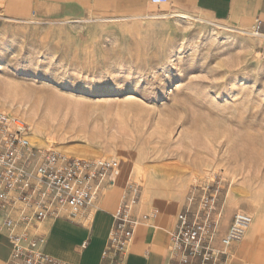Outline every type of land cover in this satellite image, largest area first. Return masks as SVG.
Masks as SVG:
<instances>
[{
    "label": "rangeland",
    "instance_id": "rangeland-1",
    "mask_svg": "<svg viewBox=\"0 0 264 264\" xmlns=\"http://www.w3.org/2000/svg\"><path fill=\"white\" fill-rule=\"evenodd\" d=\"M170 14L0 20V112L36 147L114 161L119 196L148 190L140 216L207 182L223 214L264 219V40Z\"/></svg>",
    "mask_w": 264,
    "mask_h": 264
},
{
    "label": "built area",
    "instance_id": "built-area-1",
    "mask_svg": "<svg viewBox=\"0 0 264 264\" xmlns=\"http://www.w3.org/2000/svg\"><path fill=\"white\" fill-rule=\"evenodd\" d=\"M248 35L264 40V23L256 19ZM118 176V166L111 159L69 156L34 146L30 126L19 117L0 112V214L4 212L0 229L5 230L10 246L6 264H67L39 250L41 240L30 237L29 228L48 217L76 219ZM137 200L138 188L128 182L108 238L115 254L126 252L140 222L156 218L155 213L133 217ZM220 200V189L207 182L190 188L177 214L176 228L169 234L173 264L226 259L227 248L243 240L252 218L237 212L216 246L223 216Z\"/></svg>",
    "mask_w": 264,
    "mask_h": 264
},
{
    "label": "crops",
    "instance_id": "crops-1",
    "mask_svg": "<svg viewBox=\"0 0 264 264\" xmlns=\"http://www.w3.org/2000/svg\"><path fill=\"white\" fill-rule=\"evenodd\" d=\"M0 0V20L34 23L80 22L108 18L158 17L174 13L249 31L256 19L264 23V0ZM173 14L167 15L171 16ZM159 16V17H160ZM166 16V15H165ZM123 20V19H121ZM101 192L93 205L79 217H48L29 228V236L41 240L38 249L67 264H173L169 251V234L177 225V214L167 210L156 218L140 222L123 255L115 254L108 244L113 214L120 202L122 180ZM146 211L140 205L133 209L138 218ZM174 213V214H173ZM160 214V215H158ZM235 212L226 209L224 223L219 225L218 239L228 230ZM160 216V218H159ZM4 212L0 214V225ZM223 218V217H222ZM222 221V220H221ZM253 222V219H252ZM251 234L227 248L228 257L205 264H264V254L253 245ZM264 253V246L262 248ZM10 246L5 230L0 229V264L9 259ZM194 262L193 264H197Z\"/></svg>",
    "mask_w": 264,
    "mask_h": 264
},
{
    "label": "bare ground",
    "instance_id": "bare-ground-1",
    "mask_svg": "<svg viewBox=\"0 0 264 264\" xmlns=\"http://www.w3.org/2000/svg\"><path fill=\"white\" fill-rule=\"evenodd\" d=\"M165 17L166 16L164 15V16H160V17L158 16V17H155V18H165ZM168 17H170V18L171 17H174V18H177L179 20H183L185 22H189V21L195 20V21H199V22H203V23H211V22H207V21H204V20H200V19H193L190 16L180 15V14H173V15L168 16ZM216 26H218V28H220L222 30H225L227 32L238 33V34H248L247 31L236 30V29L228 28V27L221 26V25H216ZM117 178L120 179L121 176L120 177H117ZM160 186L163 187L162 184ZM147 191L148 190L145 189L144 195L142 196V198L140 200V202H141L140 204L141 205H142L143 202H145L147 199H149V197H147V194H146ZM120 196L122 197V192L120 193ZM120 202H121V198H120ZM120 202H119V204H120ZM119 204H118V206H119ZM118 206L116 207V209L118 208ZM158 215H160V214H158ZM252 217L254 218L253 215H252ZM159 218H160V216H159ZM256 218L257 219L253 220L252 224L250 225V227L247 230V232H246V234H245L244 237L247 238L249 236V234H251V239L253 240L252 241L253 242V245H255V247H257V249L260 250V249H262L263 244H264V219L262 217H259V218L256 217Z\"/></svg>",
    "mask_w": 264,
    "mask_h": 264
}]
</instances>
